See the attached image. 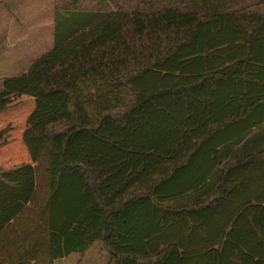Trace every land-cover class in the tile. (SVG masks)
Segmentation results:
<instances>
[{
    "label": "trees",
    "instance_id": "trees-1",
    "mask_svg": "<svg viewBox=\"0 0 264 264\" xmlns=\"http://www.w3.org/2000/svg\"><path fill=\"white\" fill-rule=\"evenodd\" d=\"M55 2L53 46L0 90L35 97L37 162L0 169V229L37 186L51 261L264 264V0Z\"/></svg>",
    "mask_w": 264,
    "mask_h": 264
},
{
    "label": "rangeland",
    "instance_id": "rangeland-1",
    "mask_svg": "<svg viewBox=\"0 0 264 264\" xmlns=\"http://www.w3.org/2000/svg\"><path fill=\"white\" fill-rule=\"evenodd\" d=\"M55 3V0H8L0 5V90L6 78L23 73L53 46ZM34 107V96L18 94L14 95L12 105L0 112V168L30 158L23 132ZM83 260L87 264H108L110 255L102 252L96 242Z\"/></svg>",
    "mask_w": 264,
    "mask_h": 264
},
{
    "label": "crops",
    "instance_id": "crops-1",
    "mask_svg": "<svg viewBox=\"0 0 264 264\" xmlns=\"http://www.w3.org/2000/svg\"><path fill=\"white\" fill-rule=\"evenodd\" d=\"M24 163L37 165L30 155L21 164L0 169L10 170ZM1 177L5 179L3 173ZM35 190L23 209L0 229V264H87L83 260L87 251L76 256L71 253L51 261L48 253V191L37 186ZM11 196L13 193L10 189L0 191V211L8 204L4 203L5 200Z\"/></svg>",
    "mask_w": 264,
    "mask_h": 264
}]
</instances>
